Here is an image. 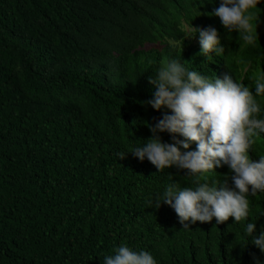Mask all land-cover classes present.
Returning <instances> with one entry per match:
<instances>
[{"label": "trees", "instance_id": "16d2710c", "mask_svg": "<svg viewBox=\"0 0 264 264\" xmlns=\"http://www.w3.org/2000/svg\"><path fill=\"white\" fill-rule=\"evenodd\" d=\"M220 3L0 0V264H104L121 244L156 264H264L252 244L264 232V192L248 196L247 220L185 229L155 198L169 184L194 188L192 177L157 172L131 152L151 137L147 125L171 114L145 103L162 61L209 78L264 59V0L255 45L210 15ZM190 26L214 27L224 53L201 55ZM259 138L253 160L264 155ZM208 175L231 186L227 165Z\"/></svg>", "mask_w": 264, "mask_h": 264}, {"label": "clouds", "instance_id": "9594fccd", "mask_svg": "<svg viewBox=\"0 0 264 264\" xmlns=\"http://www.w3.org/2000/svg\"><path fill=\"white\" fill-rule=\"evenodd\" d=\"M261 0H221L210 15L219 17L226 32H236L246 45H255L258 36L254 10ZM199 34L200 54L212 59L211 53L221 56L224 47L214 27L205 29L190 26L186 38ZM153 98L145 103L157 111L166 108L155 125H147L152 133L143 147L131 152L140 161L145 158L157 172L175 167L192 177L195 187L180 188L169 184L162 198L170 206L183 228L196 222L223 224L247 220L248 196L264 192V155L258 160L249 156L252 146L264 143V59L238 70L205 77L186 69L179 60L162 61L156 71ZM158 133H163V140ZM171 134H177L173 137ZM167 142V143H166ZM123 159L125 153L118 154ZM227 165L233 173L231 186L228 177L223 181L209 179L215 168ZM171 178V175H170ZM255 223H247L245 235L253 237ZM254 244L264 253V232L253 237ZM104 264H156L150 252L135 251L121 244L114 254L104 258Z\"/></svg>", "mask_w": 264, "mask_h": 264}]
</instances>
